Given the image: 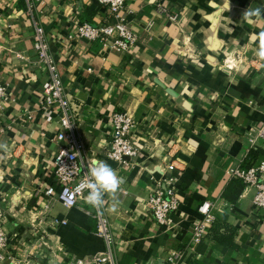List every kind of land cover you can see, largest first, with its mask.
Masks as SVG:
<instances>
[{
  "label": "crops",
  "instance_id": "crops-1",
  "mask_svg": "<svg viewBox=\"0 0 264 264\" xmlns=\"http://www.w3.org/2000/svg\"><path fill=\"white\" fill-rule=\"evenodd\" d=\"M33 2L29 14L27 0H0V82L9 92L0 111V144L7 146L0 148V206L10 237L0 264H71L106 249L96 209L45 194L58 187L53 157L62 127L59 107L41 104L51 78L34 50L35 24L45 27L75 110L83 163L103 161L122 178L102 211L119 264H169L177 250L179 264H264V209L253 204L258 188L231 185L234 169L264 161V59L256 55L264 15L243 18L247 9H264V0H127L122 13L137 41L125 53L69 39L77 21H114L98 0ZM116 111L134 123L138 155L128 164L108 157ZM251 150L255 161L245 167ZM156 186L173 187L180 200L171 224H159L149 208ZM205 200L214 220L208 238L196 243L192 227ZM213 234L226 242L233 235L234 247Z\"/></svg>",
  "mask_w": 264,
  "mask_h": 264
},
{
  "label": "built area",
  "instance_id": "built-area-1",
  "mask_svg": "<svg viewBox=\"0 0 264 264\" xmlns=\"http://www.w3.org/2000/svg\"><path fill=\"white\" fill-rule=\"evenodd\" d=\"M127 0H98L113 16L114 21L92 24L87 21H77L68 33L69 39H83L91 44H98L102 51L127 52L137 41L136 34L126 22V16L122 13L126 9ZM34 2L27 0L26 12L33 14ZM170 20H176L177 14L171 13L167 7L162 8ZM34 50L38 62L45 66L50 74L51 81L44 88L42 107L58 106L60 109V124L62 130L56 135L59 143L57 152L53 157L54 175L58 187L50 185L45 189L48 196L56 198L68 207L78 205L80 200H86L87 191H77L80 185L88 178V169L82 161L84 142L77 133L78 123L75 110L65 94V86L54 56L49 51L46 30L43 25L35 24L33 32ZM9 97L7 85L0 82V111L6 108ZM113 132L111 135L112 149L108 152L110 160L118 164H128L130 158L138 155L130 131L133 127V119L128 112L116 111L112 115ZM258 136L264 140V123ZM264 173V161L248 168L239 167L231 172L232 178H241L246 184L257 186L253 204L258 209H264V182L260 181V175ZM156 221L161 225L172 223V214L180 207V200L173 187L163 190L156 186L148 200ZM201 219L193 224L192 240L196 243L208 238L209 228L214 220L212 202L205 200L198 206ZM5 211L0 206V249H6L10 244V237L4 229L3 219ZM98 220V233L103 236L106 249L90 257L75 258L71 264H119L114 251V237L109 227L108 218L103 212L96 211ZM180 251L170 252L167 256L169 264H179ZM19 261V260H18ZM20 263V262H18Z\"/></svg>",
  "mask_w": 264,
  "mask_h": 264
},
{
  "label": "clouds",
  "instance_id": "clouds-1",
  "mask_svg": "<svg viewBox=\"0 0 264 264\" xmlns=\"http://www.w3.org/2000/svg\"><path fill=\"white\" fill-rule=\"evenodd\" d=\"M262 15H264V9L257 7L247 9L243 14V18L248 20L253 17L260 18ZM256 55L264 59V33L261 34ZM0 148L7 150V146L4 144H0ZM88 173V178L78 185L77 191L86 190V202L98 213H101L105 207V197H114L117 194L122 185V178L116 170L103 161H93Z\"/></svg>",
  "mask_w": 264,
  "mask_h": 264
},
{
  "label": "trees",
  "instance_id": "trees-1",
  "mask_svg": "<svg viewBox=\"0 0 264 264\" xmlns=\"http://www.w3.org/2000/svg\"><path fill=\"white\" fill-rule=\"evenodd\" d=\"M256 154L257 153L255 150H251L249 157L245 161V164H244L245 167H247L246 164H248L250 166L255 161ZM245 184L246 183L241 178H233L231 181V185L237 187L238 190H241ZM216 232H217V230L216 231L214 230V233H216ZM218 235L219 234H215V235L213 234L212 238L218 240L221 244H224V245H227L230 247H232V246L234 247L233 242H232V236L233 235L230 236V239H231L230 242H226L225 240H222V237H217Z\"/></svg>",
  "mask_w": 264,
  "mask_h": 264
},
{
  "label": "water",
  "instance_id": "water-1",
  "mask_svg": "<svg viewBox=\"0 0 264 264\" xmlns=\"http://www.w3.org/2000/svg\"><path fill=\"white\" fill-rule=\"evenodd\" d=\"M221 12H222V10L220 9V10L215 11V12L212 14L213 21H214L215 18H217V17L220 15ZM214 22L216 23V21H214ZM166 89H167L168 92H170V93L173 94L174 96H178L177 92H175L173 89L168 88V87H166Z\"/></svg>",
  "mask_w": 264,
  "mask_h": 264
}]
</instances>
